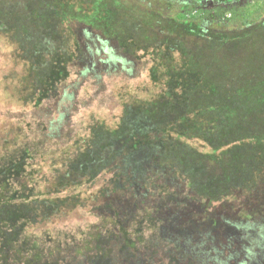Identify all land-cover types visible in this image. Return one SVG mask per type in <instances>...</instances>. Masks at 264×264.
<instances>
[{"label":"rangeland","instance_id":"obj_1","mask_svg":"<svg viewBox=\"0 0 264 264\" xmlns=\"http://www.w3.org/2000/svg\"><path fill=\"white\" fill-rule=\"evenodd\" d=\"M198 1L201 0H171L170 4L166 0H0V11L8 13L3 17V23L9 38L26 44L27 51L31 52H35L36 44L56 42L52 56L60 60L71 58L67 64V78L59 82L48 99L35 107L22 106L10 97L11 87L2 80L8 73L20 70L9 56L7 42L0 39V135L12 130V134L8 133L10 137L18 134L34 152H40L28 169L36 174L35 181L44 191L53 179L52 171L60 169L67 157H73L84 147L87 139H91L94 127L102 124L114 128L125 103L136 106L144 101L150 105L165 92L166 96L153 107L168 106L170 118V108L177 104L182 109L179 115L182 121L178 131L167 127L162 131L165 137L159 135L157 138L164 143L165 139L173 137L192 150H189L191 154L180 150L167 156L176 164L181 162L182 169L178 171L177 167H169L168 161L160 162L168 165L165 170L156 162H153L154 167H147L152 179L140 194L142 208L147 211L153 208L161 219L177 217L194 222V225L181 224L179 228L164 226L168 230V237H162L165 242L172 231L190 230L195 235L213 232L219 234V240L212 241L206 236L199 245L189 242L201 249L217 250L230 242L232 245L231 240L225 239L230 235L243 249L242 254H233L235 262L245 264L246 256L264 249L263 193L255 197L235 193L231 199L208 205L207 199L198 198L188 189L185 177L190 180L188 176L193 173V183L199 184L202 192L216 194L217 188L220 191L231 181L225 177L221 165L225 161V164L230 162L232 171H239L243 164L261 168L257 161L264 158L260 152L264 151V0H213L216 5L205 10L193 5ZM217 9L228 11L226 19L231 16L229 10L237 12L230 32L211 30L213 28L205 22L207 16L202 20L203 13L212 15ZM145 16L157 22L153 29L145 28ZM240 16L247 19L242 21ZM244 23L250 27L245 28ZM213 39L220 42L211 41ZM180 55L188 59L189 66L198 64L196 57L203 58V64L207 60L210 62L212 74L202 72V84L195 88L200 93L205 91V99L187 95L186 100L176 102L172 98L175 96L173 84H166L167 78L161 80L167 68L165 62L173 58L179 61ZM153 73L156 81H152ZM210 76L216 81L210 80ZM183 90L190 91L186 85ZM184 102L198 110L191 113L183 108ZM189 120L198 125L207 120L205 129L230 123L236 138L217 150L208 147L202 139L191 138V133L185 132ZM251 128L257 130V134ZM243 144L245 151L240 147ZM249 145L259 151H249ZM236 148H242L238 154L244 152L241 156L233 153L228 160L227 153ZM261 171L259 176L264 173ZM111 175L102 173L92 182L61 194H77L84 203L72 213L31 231L40 234L48 229L66 233L70 238L86 232L98 223V215L107 210L100 208L101 203L94 204L85 199L97 188L109 186ZM157 184L167 187L171 195L158 196L154 188ZM258 189L263 190L262 186ZM137 198L126 191H118L116 196L106 200L117 201L125 207ZM210 218H217L223 224L212 228L207 221ZM155 229L159 230L158 227ZM156 230L151 228L150 231L155 233ZM232 250L234 253L236 249Z\"/></svg>","mask_w":264,"mask_h":264},{"label":"trees","instance_id":"obj_2","mask_svg":"<svg viewBox=\"0 0 264 264\" xmlns=\"http://www.w3.org/2000/svg\"><path fill=\"white\" fill-rule=\"evenodd\" d=\"M227 12V10L217 9L212 15L203 13L202 20H205L207 16L205 22L213 28L211 30L229 31L233 27L237 12L229 10L231 16L226 19ZM5 14L8 15L5 10L0 11V36H3L0 39L7 42L6 48H10L9 56L20 71L8 73L2 80L6 86L11 87V93H9L11 96H9L15 102L21 103L22 106H26L24 104L38 106L51 96L59 82L67 78V64L71 58L60 60L52 56L56 42L36 44L34 50L40 52L39 54L27 51L26 44L11 39L6 34L7 27L3 23ZM144 19L146 20L145 28L153 29L156 21L153 22L151 17L146 16ZM241 19L246 20L244 16ZM243 26L248 28L250 24L244 23ZM211 41L220 42L216 39ZM196 58L199 62L194 66L191 64L189 66L188 59L183 55H180L179 61L173 58L165 62L167 68L161 80L167 78L166 84H173L175 96L172 98H175L176 102L186 100L187 95L195 99L206 98L205 91L200 93L195 88L196 85L202 84L204 77L202 72L212 74L209 71L210 62L207 60L203 64L201 60L203 58ZM151 78L152 81H156V74H151ZM209 79L216 81L213 76ZM185 85L190 91L183 90ZM161 94L163 95L155 98L157 99L155 102L166 96L165 92ZM141 102L136 106L125 103L122 106L119 122L114 128L102 124L100 127H94L93 135L91 139H87L84 147L73 157H67L60 169L52 171L53 179L47 183L44 191L40 190L35 181L36 174L28 169L34 156L40 152H34L18 134L13 137L12 130L8 132L11 133V137L5 131L1 133L0 264H242V261L235 262L233 254L236 252L242 254L243 249L241 250L240 245H236L238 243L234 241V237L226 236L225 239L231 240L232 245L230 242V245L217 250L201 249L189 242L190 240L195 245H199L205 241L204 237L212 241L219 240V234L213 232L195 235L190 230L175 231V233L172 231L165 242L162 237H168V230L163 228L164 226L179 228L181 224L189 222V225H194V222L182 221L177 217L161 219L153 208L148 211L142 208L143 200L140 194L143 193L148 181L152 179L147 167L152 165L154 167L153 162H156L161 165L159 166L162 167L161 169L165 170L168 165L160 162L168 161L169 167H177L176 171H178L182 166L181 162L176 164L175 160L167 156L180 150L191 154L189 150L192 149H189L186 144L184 147L183 142L172 139L173 137L169 140L165 139L164 143H160L157 138L160 137L159 135L162 138L165 137L162 131L167 127L174 132L178 131L182 121L179 116L182 109L177 104L170 108L169 118L168 106L163 105L161 109H156L153 107L155 102L150 105V102ZM184 105L183 108L191 113L198 110L188 102H184ZM205 121V124L198 125L189 120L185 124V132L191 133V138L202 139L208 147L215 149L221 148L229 140L236 138L232 134V128L229 127L230 123H219L205 129L204 126L208 125L207 120ZM15 130L19 132L18 128ZM251 130L257 134V130L254 128ZM244 146L243 144L240 147L244 148ZM249 146L252 149L249 151H259V148H255L254 145ZM240 149L242 148L228 152L226 155L228 160L233 153L241 156L245 148L241 154H238L237 151ZM260 152L264 154L263 150ZM151 155L157 156L152 158ZM161 156H166L167 159ZM225 162L221 165L224 168L225 177L231 181L230 184L227 182L224 184V189L218 191L217 188L216 194L212 191L202 192L200 185L193 183V173L188 176L192 181L185 177L188 189L198 198L207 199L208 205L231 199L235 193L255 197L262 192L261 195L264 196V173L259 176V173L263 172L261 170H264V158H261V162L257 161L261 167L259 169L243 164L239 171H232L229 167L230 162L227 164ZM190 166L193 167V165ZM106 172L112 174L109 186L97 188L85 199L94 204L101 203L100 208L107 210L105 214L98 215L97 224L91 226L86 232H79V236L71 238L66 233H55L48 229L41 231L40 234L31 231L36 227L43 228L52 220L81 208L84 201L77 194L67 196L61 194L83 183L92 182ZM195 180L198 181V179ZM259 186H262V191H259ZM220 187L223 188L221 184ZM154 188L158 196L163 194L166 198L171 195L164 185L157 184ZM118 191H126L129 195L138 196V198L133 204H126L125 207L122 204L118 205L117 201L106 200L107 197L116 196ZM207 221L212 228L223 224L217 218H210ZM157 227L159 230L155 229ZM151 228L156 230L155 233L150 231ZM148 232H151L150 235L147 234ZM231 249L236 250L233 253ZM250 255V257L246 256L245 264H264V249Z\"/></svg>","mask_w":264,"mask_h":264},{"label":"flooded vegetation","instance_id":"obj_3","mask_svg":"<svg viewBox=\"0 0 264 264\" xmlns=\"http://www.w3.org/2000/svg\"><path fill=\"white\" fill-rule=\"evenodd\" d=\"M201 1H203V0H201ZM201 1L194 2L193 5H195V7H197L198 9L205 10V8L208 7V6H200V2H201ZM166 2L170 4V3H171V0H166ZM234 2H235V1H233V3H234ZM215 5H216V4L214 3L212 6H215ZM213 13L215 14V12H213Z\"/></svg>","mask_w":264,"mask_h":264},{"label":"water","instance_id":"obj_4","mask_svg":"<svg viewBox=\"0 0 264 264\" xmlns=\"http://www.w3.org/2000/svg\"><path fill=\"white\" fill-rule=\"evenodd\" d=\"M215 3L213 0H203L200 2V6H212Z\"/></svg>","mask_w":264,"mask_h":264},{"label":"built area","instance_id":"obj_5","mask_svg":"<svg viewBox=\"0 0 264 264\" xmlns=\"http://www.w3.org/2000/svg\"><path fill=\"white\" fill-rule=\"evenodd\" d=\"M226 17H228V15H226Z\"/></svg>","mask_w":264,"mask_h":264}]
</instances>
